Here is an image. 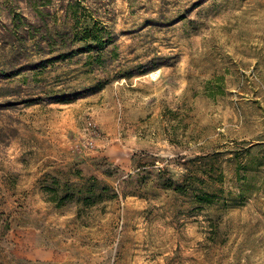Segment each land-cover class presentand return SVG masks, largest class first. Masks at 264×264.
Masks as SVG:
<instances>
[{
	"label": "rangeland",
	"instance_id": "obj_1",
	"mask_svg": "<svg viewBox=\"0 0 264 264\" xmlns=\"http://www.w3.org/2000/svg\"><path fill=\"white\" fill-rule=\"evenodd\" d=\"M0 264H264V0H0Z\"/></svg>",
	"mask_w": 264,
	"mask_h": 264
},
{
	"label": "trees",
	"instance_id": "obj_2",
	"mask_svg": "<svg viewBox=\"0 0 264 264\" xmlns=\"http://www.w3.org/2000/svg\"><path fill=\"white\" fill-rule=\"evenodd\" d=\"M94 27L91 23V20L84 21L80 27V29L76 30L75 35L81 36L79 39V52H89L92 49L95 50H101L104 45L102 40L99 38L98 35L95 34V31L93 32ZM101 87V85L98 86H92L90 89H86L84 91L75 92L71 95H62L56 97L57 101L62 102H70L75 100V98L80 97L81 95H84L87 91L91 90H97ZM95 182L88 184L89 186H93ZM74 188L70 186L69 184H59L57 182H54L49 186V199L53 201L58 206L64 205L66 201H73L76 200L77 197L81 198L83 201L85 200H92L93 199V189L87 188L86 186L81 188L79 191L74 192ZM101 195V194H100ZM99 195V197H100ZM91 202V201H90Z\"/></svg>",
	"mask_w": 264,
	"mask_h": 264
}]
</instances>
